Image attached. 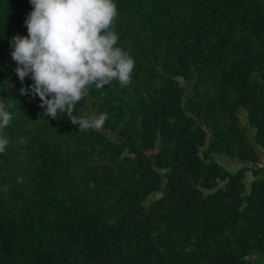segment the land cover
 <instances>
[{"label":"trees","instance_id":"16d2710c","mask_svg":"<svg viewBox=\"0 0 264 264\" xmlns=\"http://www.w3.org/2000/svg\"><path fill=\"white\" fill-rule=\"evenodd\" d=\"M113 2L131 82L92 86L73 114L108 119L79 132L20 94L32 6L0 0V264H264V0Z\"/></svg>","mask_w":264,"mask_h":264},{"label":"clouds","instance_id":"9594fccd","mask_svg":"<svg viewBox=\"0 0 264 264\" xmlns=\"http://www.w3.org/2000/svg\"><path fill=\"white\" fill-rule=\"evenodd\" d=\"M31 12L24 22L28 35L10 41L15 72L21 82L31 77L34 83L20 89L21 95L38 96L44 115L57 119L67 115L80 131H100L108 119L76 105L92 86L105 88L112 81L122 87L131 82L133 58L117 47L118 36L110 30L116 16L113 0H30ZM12 116L0 105V130ZM8 144L0 136V153Z\"/></svg>","mask_w":264,"mask_h":264},{"label":"rangeland","instance_id":"374dc122","mask_svg":"<svg viewBox=\"0 0 264 264\" xmlns=\"http://www.w3.org/2000/svg\"><path fill=\"white\" fill-rule=\"evenodd\" d=\"M8 53H9V55H10V54H11V51H9ZM218 160H219V161L221 160V161L223 162V164H224L228 169H230V170L235 171L236 168H237V164H238V162H237V161L234 162V160L231 159V158H229V157L219 155V156H218ZM234 163H235V164H234ZM238 167H239V165H238Z\"/></svg>","mask_w":264,"mask_h":264}]
</instances>
